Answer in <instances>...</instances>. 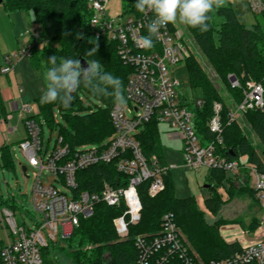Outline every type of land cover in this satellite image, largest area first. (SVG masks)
<instances>
[{"label": "built area", "instance_id": "built-area-1", "mask_svg": "<svg viewBox=\"0 0 264 264\" xmlns=\"http://www.w3.org/2000/svg\"><path fill=\"white\" fill-rule=\"evenodd\" d=\"M248 2L255 15L264 12V0ZM87 5L93 13L92 32L98 38L116 42L122 60L133 67L124 92L126 104L123 107L115 104L112 108L114 134L107 142L86 150H72L58 136L55 147L48 152L43 149V127L34 119L36 113L32 106L12 103L13 111L24 116L25 138L19 146L30 168L37 171L32 190L35 216L31 219L32 227H27L25 222L20 224L15 212L3 204L0 194V264H46L45 251L71 238L81 219L92 217L99 203L123 209L114 223L118 236L127 237L130 227L141 217L138 187L150 182L148 193L154 198L165 190V176L176 168L162 164L156 155L145 156L139 136L151 122L168 126L179 137L184 167L193 171L220 170L226 173L227 179L243 185L244 175H247L249 187L255 192L262 211L256 241L243 244L242 252L210 264H264V172L255 165L243 163L242 159L229 161L218 153V147L224 143L221 104L215 103L214 116L209 122L216 139L204 144L198 136L189 104L201 108L203 101L189 102L180 94L182 83L175 71L191 53L176 25L170 23L162 27L159 36L153 37V46L145 49L141 41L148 35L147 25L155 18L154 13L110 18L106 14L105 0H87ZM39 38L35 36L36 42ZM30 49L31 45L6 58L0 73H12L20 60L30 57ZM228 82L233 89L242 88L233 74L228 75ZM254 110H264V80L248 83L243 88V101L231 107L228 113L229 124L240 122L245 113ZM14 132L18 130L15 128ZM100 164H114L117 172L125 177V186L114 187L105 182L99 193L79 192L78 173ZM44 171L55 178L51 182L42 179ZM135 247L138 250L136 264H201L199 255L188 245L171 213L164 215L158 235L138 236Z\"/></svg>", "mask_w": 264, "mask_h": 264}, {"label": "trees", "instance_id": "trees-1", "mask_svg": "<svg viewBox=\"0 0 264 264\" xmlns=\"http://www.w3.org/2000/svg\"><path fill=\"white\" fill-rule=\"evenodd\" d=\"M124 15L139 17L142 13L135 8V0H122ZM8 13H33L35 24L39 25L45 40H36L30 44V64L45 82V73L51 67L48 59L55 55L57 63L61 58L81 60L96 59L104 71L120 78L124 96L128 77L133 67L125 64L119 55L118 44L98 38L92 32V12L87 0H2ZM207 31L188 27L190 34L200 51L210 63L219 77L228 84L231 95L230 103L222 97L217 86L205 72L201 63L191 54L185 61L189 86L192 90L202 89L203 105L201 108H189L194 112V128L204 144L216 139L209 129V122L214 116V105H222V122L224 127V143L218 147V153L229 161L246 159V164H252L264 172V110H254L245 113L238 123L229 124L228 113L231 107L243 101V88L250 83H262L264 80V12L255 18L251 27L245 26L236 16L231 4L213 7L208 13ZM52 30V32L49 30ZM153 39V38H152ZM99 45L96 54L86 53ZM235 75L241 89H233L228 83V75ZM95 86V85H93ZM103 86H101L102 88ZM111 92V89H109ZM88 97L91 105H84L82 97ZM41 97V96H40ZM40 97L35 99L39 113L34 116L43 128L42 120L53 129H59V137L72 150L84 145H101L114 134L111 110L115 106L112 96L93 95L84 87L75 91L70 107L65 108L59 101L41 104ZM93 99V100H92ZM102 103L103 106L98 105ZM58 109L66 125H54V110ZM245 125V128L241 125ZM157 122L146 124L139 136L143 152L147 158L156 155L162 164H168L161 144L160 129ZM250 136L259 141L261 154ZM4 166H13L9 146L1 148ZM246 174V172H245ZM245 184L239 191L247 195L259 207L255 192L249 187V178L244 175ZM165 190L152 198L148 190L150 182L138 187L139 197L143 206L142 217L138 224L130 227L125 240H121L114 226V220L123 214V209L111 208L103 203L95 207L92 217L81 219L79 228L73 236L53 245L54 249L65 250L73 264H136L138 250L135 239L138 236L153 237L160 233L161 223L165 214L174 215L178 227L193 250L199 255L201 264L221 261L242 252L238 243H227L220 233V228L228 224H240L238 220H217L209 223L205 212L197 207L194 197L178 198L175 193L172 172L165 176ZM78 191L99 193L105 182L114 187L125 186V177L117 172L114 164L93 166L77 175ZM231 184L228 189L229 200L224 201L218 190L225 184ZM206 186L210 197L205 200L207 210L216 217L223 206L234 199L235 182L227 179L225 172L208 171ZM259 220L252 221L249 229L255 231ZM49 253H45L46 264Z\"/></svg>", "mask_w": 264, "mask_h": 264}, {"label": "rangeland", "instance_id": "rangeland-1", "mask_svg": "<svg viewBox=\"0 0 264 264\" xmlns=\"http://www.w3.org/2000/svg\"><path fill=\"white\" fill-rule=\"evenodd\" d=\"M227 4H231L233 6L236 12V16L238 17L240 22L247 27L253 26L252 22L255 23V18L259 16L255 15L251 11L248 0H225L223 5ZM105 7L106 14L110 18H116L123 13L122 0H105ZM175 25L183 41L186 42L187 48L190 53L193 54L201 63L205 72L217 86L222 97L226 100V102L230 103L231 95L228 90V84L219 77V75L211 67L210 63L206 60L199 47L194 42L190 31L188 30V27L180 23L179 21H177ZM49 30L52 32L50 28ZM36 35L43 38L44 32L39 25L35 24L33 13L21 12L11 14L5 11L3 4H0V65L2 67L5 66L6 58L13 57L14 55L19 54L24 49H26L34 41ZM29 61V58H24L18 63L19 65L23 63L24 66V63H28ZM1 66L0 70L2 68ZM178 68L179 69H176L175 74L177 77H179L182 83L180 89L181 96H184L189 102L202 100V89L192 90L189 86L188 74L185 63L179 65ZM25 78L27 80L22 81L23 88L25 89L22 97L18 96V93L16 92V82L13 81V79L9 81L6 77L0 76V89L3 91L4 95L10 94L9 99H14L13 101H10V103L18 102L19 105L30 104L32 106L33 112L37 114V105L35 104V101H33V99H31L30 97L31 90L29 88V85L35 84V87L41 85L42 88H44L45 85L43 81L39 80L35 76L34 78H30L27 76ZM35 91H38V88ZM12 94L14 95V97L12 96ZM82 100L84 102V105H91V102L89 101L88 97L83 96ZM10 103H8L5 107L6 117L4 119H0V194L2 195L1 200L4 202L3 204L5 206L10 207L15 212V216L20 224L25 222L27 227H32L33 223L31 219L35 216V212L32 206V190L36 180L37 171L33 168H30L29 161L25 157L24 153L22 152L19 146V142L22 141V137L20 134H24L25 132L22 123L24 116H22L21 113L13 112ZM98 105L103 106L102 103H98ZM0 115L3 116L1 108ZM42 123L44 126V133L42 137L43 149L48 150V152H50L57 143L56 141L59 136V127L57 129L51 128L45 122L44 119L42 120ZM59 125L65 126L66 122L61 116L59 110L55 109L53 126L55 127ZM241 125L245 128V125H243L242 122ZM15 128L20 131V134L14 132ZM159 129L161 144L163 146L164 154L166 156L168 165L179 166L178 169L172 170L176 196L178 198L194 197L196 200L197 207L203 212H205L207 221L209 223H213L220 219L226 220L228 222L238 220L240 222L239 225L242 230L246 231V234L243 237L244 239H242V241L240 242H255L257 238V232L259 230L252 231L249 229V226L251 225L254 218L261 219L262 211L247 195V192L241 193L239 191V187H242L244 185L235 182V186L237 189L236 193L234 194V199L225 204L220 213L216 217H214L207 210L205 205V200L210 197V192L206 187L207 171L204 169H200L199 171H193L186 167L181 168V165L183 163V157L180 152V149L182 147L181 140L175 132L170 130L168 126L163 125L160 126ZM250 139L257 146L261 154L262 150L259 147V141L257 140V138L250 136ZM3 145L9 146L10 148L13 166H4L3 164L4 162L2 159L1 151V147ZM92 146L93 145H84L79 146L77 148L79 150H86L91 148ZM242 162L245 163L246 161L242 159ZM22 167H26L28 169L27 174H24ZM54 178L55 177L53 175L47 174L45 171L42 174V179H46L49 182H51V180H53ZM230 186L231 184H225L223 187H221V190H218L219 194L222 196L224 201H228L230 199L228 195V189L230 188ZM142 210L140 213L141 217ZM140 220L134 225L138 224ZM126 238L127 237L121 240H125ZM187 243L192 248L188 241ZM62 245L63 243L60 247L64 246ZM53 247L54 246L52 245L47 251H45V253H49L47 256L51 264H73L72 259L65 253V250H58L54 249ZM105 264H109V261L107 260Z\"/></svg>", "mask_w": 264, "mask_h": 264}, {"label": "clouds", "instance_id": "clouds-1", "mask_svg": "<svg viewBox=\"0 0 264 264\" xmlns=\"http://www.w3.org/2000/svg\"><path fill=\"white\" fill-rule=\"evenodd\" d=\"M225 0H135V8L141 13L152 12L155 18L147 25L148 35L142 38V46L149 49L153 46V37H158L160 29L177 21L207 31L208 13L213 7L219 8ZM97 44L86 55L96 54ZM51 67L45 73V88L40 97L41 104L59 101L65 108L70 107L73 93L83 83L93 95L112 96L114 103L123 107L126 99L122 94V81L104 71L103 64L96 59L85 61L73 58H61L57 63L55 55L48 59ZM95 85V86H93ZM101 86H103L101 88ZM111 89V92L109 91Z\"/></svg>", "mask_w": 264, "mask_h": 264}, {"label": "crops", "instance_id": "crops-1", "mask_svg": "<svg viewBox=\"0 0 264 264\" xmlns=\"http://www.w3.org/2000/svg\"><path fill=\"white\" fill-rule=\"evenodd\" d=\"M21 13V12H19ZM254 24V22H252V25ZM40 40H45V34H44V37L43 38H39ZM30 62V61H29ZM24 63V66H23V63L21 65L16 64L15 68H14V71L8 75H3L0 73V76H4L6 77L9 81H11L13 79V81L16 82V92L18 93V96L22 97L23 93H24V88H23V85H22V81H25L27 80L25 77H33L34 76L36 78H38L39 80L43 81L44 83V80L42 78V76L38 73V72H35L32 68V66L30 65V63ZM1 66V65H0ZM2 67V66H1ZM28 74V75H26ZM35 81V80H34ZM45 85V84H44ZM33 86V87H32ZM36 85L35 84H31L29 85V88L31 90V99H33V101H35L36 98L40 97L41 94H42V91L44 90V88L41 87V85H39L38 87H35ZM20 88L22 89V92H20ZM34 88V89H33ZM38 88V91H35L37 90ZM33 90V91H32ZM8 96V97H7ZM12 96L14 97V95L12 94ZM11 96V97H12ZM10 97V94L8 95H4L3 94V91L0 89V108L2 110V114L3 116L0 115V119H4L6 117V113H5V107L8 103H10V101H13L14 99H9ZM12 103H10L11 105V109H12ZM18 103V102H17ZM37 114L39 113V110H38V107H37ZM13 111V109H12ZM13 112H17V111H13ZM19 113V112H18ZM36 114V115H37ZM160 126H163V125H159ZM165 126V125H164ZM18 134H20V131L18 130L17 132ZM21 137H22V140L25 138V132L24 134H20ZM3 146H6V145H3ZM2 146V147H3ZM1 147V148H2ZM180 152H181V149H180ZM182 154V153H181ZM183 157V156H182ZM167 160V159H166ZM176 168L175 169H178L179 166H175ZM184 167L183 166V163L181 165V168ZM173 169V170H175ZM200 170V169H199ZM198 170V171H199ZM205 170V169H204ZM27 171V170H26ZM207 171V170H206ZM172 172V171H171ZM27 174V173H26ZM207 176H208V171H207ZM207 179V177H206ZM207 187V186H206ZM221 190V189H219ZM258 207V206H257ZM259 208V207H258ZM260 209V208H259ZM261 210V209H260ZM257 219V218H255ZM220 233H221V236L223 237V239L225 240V242L227 243H238L240 244L241 246H243V244H248V243H242L240 241H242V239H244L243 237L245 236L246 234V231L242 230V228L240 227L239 224H229V225H223L221 228H220ZM244 233V234H243ZM257 239V238H256ZM254 241H251L250 243H253Z\"/></svg>", "mask_w": 264, "mask_h": 264}, {"label": "water", "instance_id": "water-1", "mask_svg": "<svg viewBox=\"0 0 264 264\" xmlns=\"http://www.w3.org/2000/svg\"><path fill=\"white\" fill-rule=\"evenodd\" d=\"M0 4H2V0H0ZM81 63H82V66H83V65L86 66V65H85V60H82ZM73 95H74V93H73ZM22 170H23L24 174H26V172H27V171H26L27 168H26V167H22Z\"/></svg>", "mask_w": 264, "mask_h": 264}]
</instances>
